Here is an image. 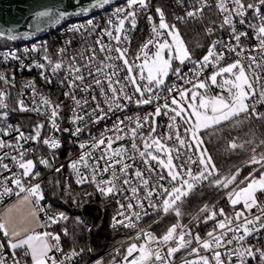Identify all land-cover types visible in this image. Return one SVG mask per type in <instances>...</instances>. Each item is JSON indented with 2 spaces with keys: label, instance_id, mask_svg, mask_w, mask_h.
Here are the masks:
<instances>
[{
  "label": "snow or ice",
  "instance_id": "6c2138e0",
  "mask_svg": "<svg viewBox=\"0 0 264 264\" xmlns=\"http://www.w3.org/2000/svg\"><path fill=\"white\" fill-rule=\"evenodd\" d=\"M109 2L110 0H92V3L87 6L80 7L78 13H88L92 8L103 7ZM199 5V7L187 11L186 16L196 17L202 15L204 9L208 7V0H199ZM148 8L149 0H126L125 7L115 9L113 13L115 19L109 17L107 20V23L112 25L114 30L105 28L103 35H107L118 44L129 41L128 33L136 29L138 16ZM216 8L222 16L219 27L230 30V37L235 43L213 41L207 53L199 60L194 59L193 53L185 44L176 24H170L165 18L163 9L157 7L155 11L159 17L158 24L154 21L152 15L147 16V19L152 22L153 36L141 45L135 57L136 60H142L141 63L137 64L135 61L129 60L127 47L105 45L101 37L97 40L100 45V52L108 53V55L99 61V64L94 67V71H88V76L92 77V84L86 83V77L81 72L80 67L75 66L74 63H69L67 66L68 75L72 79L69 80L68 75H66L64 80H67L70 90L80 88L82 91H87L95 85L99 89L100 96L104 98L103 104L107 105V110L102 107L95 94L91 96V100L96 101V105L91 112L85 115L92 118V123H99L107 119L110 113L114 114L116 111L127 108L128 103L150 105L154 101H159L161 90L169 94L164 98L165 102L163 104H156L153 113H147L142 117L137 115L135 119L125 117L124 120H121L117 117L111 129L106 128L100 134L99 139L93 137V142L89 145L90 148L98 149L101 145H106L101 150V155L95 158V163L89 165L88 160L92 158V152L86 151L82 153L78 160H74L70 164L76 175L75 183L77 185L95 184L102 197H109L118 192H123V185H130L128 190L133 194V198L141 211H132L131 215H125V212L133 209L134 205L129 202L125 206L117 201L120 209H124V211H118L116 216L113 217V227L136 228L138 226L136 222L149 215V212L145 209L144 201H148V208H151L157 214L160 212L165 215L175 213V216L179 218L183 215L181 208L184 200L193 194L197 187L202 186L204 182H208L209 186L224 190H228L230 186L237 184L241 169L237 168L235 172L229 175H221L213 162L212 156L208 154L207 148L203 147L204 141L201 133L203 130L210 128H222L225 124L235 127L252 118L264 120V112L258 111L256 107L257 104L264 105V0H254V2H248V0H216ZM250 10L252 18L257 20V23H253L252 20L248 19ZM69 15L71 13L58 9L54 14L53 9L50 8L35 13L37 18L47 17L57 23ZM183 19L184 17H177V20ZM126 22L130 27H125ZM237 22L239 25L247 23L248 28L253 30L256 39L259 41L258 49L261 53L259 61L256 56L248 55L244 59L249 60L250 63L245 65L240 58L245 51L241 38L247 37L248 33L247 31H238ZM86 23L95 29L96 25L93 20L90 19ZM82 27L84 25H72L68 31L77 32ZM213 31V28L207 29L209 34ZM18 35L27 37L31 33L16 34L9 29L7 39L16 40ZM0 36H5V32L0 31ZM67 43H71V41ZM221 44H223V48L217 51L218 45ZM150 46L155 48V51H151ZM38 50L36 46L31 49V51ZM24 51L28 52L29 49L26 48ZM59 51L63 53L65 49L62 48ZM113 51L117 53L114 57L111 55ZM226 52L235 53L237 59L221 66ZM2 55L4 61L9 59L20 61L22 68L33 66L25 65L16 51L5 52ZM44 59L48 61L53 76L65 67L63 61L53 63L48 56H45ZM91 59L90 57L89 60L91 61ZM106 60L122 61L123 67L116 63H105ZM176 62L180 66H176ZM189 62L193 65L189 69V73L194 79H185L189 73H185L182 66ZM34 66L39 69L46 68L45 64L39 62H36ZM209 68L212 71L202 79L205 69ZM257 68L262 71L257 73ZM105 69H111L112 71L106 72ZM122 71L126 72L123 77L120 76ZM170 75L176 76L185 84H191L192 87L190 89L180 87L175 83L172 86H167L166 80ZM41 76L47 83L52 82L51 78L45 76L43 71ZM0 80L7 81L4 73H0ZM64 80L61 81L62 84ZM105 81L107 82L106 86ZM81 85H83L82 88ZM129 85L133 89L131 94L127 90ZM212 86L220 91L213 94L211 91ZM29 87L33 89L34 93L40 95L36 92L34 82H30ZM173 92H176L177 95H172ZM64 95L72 98L76 108L88 104L87 99H77L72 91L65 92ZM3 96L4 93L0 92V108L7 107L3 102ZM169 99L170 103L168 102ZM40 104L45 105L46 110L47 108L51 109L49 119L52 127L56 131H61L56 123L60 104L53 103L50 98L43 95H40ZM20 105L21 111H40L39 106L28 109L24 107L22 101ZM76 108L73 109L74 124L85 120V116L75 114ZM0 115L6 117L8 113L3 112ZM161 115L169 118V132L166 135L157 133L158 125L155 118ZM178 117L184 125L182 132L180 131L181 125L177 123ZM125 121L128 123L125 124ZM133 124L134 126H132ZM145 124L148 127L147 134L144 131ZM121 125L125 127L122 128ZM43 127L44 125L38 124L35 135L27 137L23 132H20L17 137V154L11 156V160L22 170L19 177L13 173L11 183L15 184L21 192L27 193L23 197L25 202L31 203L32 198H34L37 207L40 201L44 199L42 185L41 183H33L29 187H24L23 178L29 177L35 180L41 176V173L35 171L37 162L26 158L29 150L23 149V146L19 145V141H39L41 137L40 130ZM125 128L128 131H125ZM63 131L68 132L70 130L63 129ZM83 131L82 127L77 126L72 134L79 135ZM105 132H112L113 135L105 136ZM121 132L130 136L132 140L131 151L138 153L142 163L146 165V171L149 173L146 178L144 170L135 168L133 174L138 184L132 183L129 173V170L134 167V163L125 162L126 158L134 161L135 157L126 156L129 149L123 145L113 147L116 141L124 138L120 135ZM137 137L142 142V149L136 142ZM173 140V146H169L167 142ZM247 143H251V141ZM43 144L50 149H58L61 146L60 140L53 136L44 138ZM244 146V144H238L235 139L229 142L231 150L242 149ZM260 146H264V140H261L257 147ZM4 147L13 146L11 144L6 145L3 140H0V148ZM80 148L84 149L85 144L81 143ZM182 149L186 151L182 153ZM251 152L252 154L246 163L252 165L253 170L243 180L239 181V184L244 186L231 187V190L226 192L227 199L234 209L233 213L230 215L223 208L216 210L214 206L209 207L207 204L200 209V212L205 214V223L209 220L215 221L212 230L206 233L207 238H202L198 233L193 235L188 225L181 224L179 220L169 226L166 232L159 237L150 231L140 229L136 240L143 239V243L133 242L129 244L126 254L123 256L124 264H172L169 258L181 249L188 248L193 241L196 242L198 247L191 248L189 254L195 253L197 258L185 260L184 264H249V259L257 261V264H264V247L246 243L249 238L264 231V203H261L258 198V194H264V151L257 153L256 148L253 147ZM8 155V153H4L3 156H0V168L8 169L9 165L2 163ZM193 155L196 157L195 159H193ZM53 159H55L54 155ZM101 160L104 161L103 167L100 165ZM152 162H155V165ZM38 163L49 168L53 166L50 160L44 158L39 159ZM81 165L85 169L90 168V173L85 174L82 172ZM116 165L120 166L119 174ZM193 166H196L195 169ZM62 167L63 165H61ZM61 168H56V171L59 172ZM109 171L111 172L110 178L104 179L103 173ZM257 172L259 175H256ZM152 174H155V183H152ZM98 177L100 178L98 179ZM121 179L122 184H118L117 181ZM57 184H59V181H57ZM158 189L159 191H157ZM141 191L145 193L143 198L138 195ZM11 192L12 189L6 186L3 192H0V196ZM154 193H156V197H154ZM64 194L72 197L73 202L78 205L85 203L86 198L92 195V193H84L83 197L77 200L72 195L70 185H65ZM238 205L242 207L237 209L236 206ZM254 208L260 209L259 214L252 212ZM31 215L35 217L36 212L33 211ZM118 216L123 217V219H117ZM218 217H222V219ZM66 219L65 213L58 212L48 216L46 224L42 227ZM77 219L79 220V218ZM193 219H197V217ZM0 233L6 238L4 242H0V250H12L11 264H28L27 257H30L31 264H71L72 258L79 256L84 251V249H80V252H77L73 249L70 253H63L60 248L59 234L47 231L36 232L29 228L21 229L10 218L0 220ZM65 234H67L66 230ZM173 244L174 246H172ZM164 246H167L166 252H163ZM54 249L62 252L64 257L62 260L58 261L55 255H49ZM18 250L23 253L21 258H17ZM202 250L210 253V255H202ZM8 256L7 251H0V264H9ZM95 264H103V262L98 260Z\"/></svg>",
  "mask_w": 264,
  "mask_h": 264
},
{
  "label": "built area",
  "instance_id": "2783aa9c",
  "mask_svg": "<svg viewBox=\"0 0 264 264\" xmlns=\"http://www.w3.org/2000/svg\"><path fill=\"white\" fill-rule=\"evenodd\" d=\"M248 2H254V0H248ZM126 6V0L122 3L116 4L114 6L108 7L107 9L103 10L102 12L95 14L91 17H87L81 20H76L72 23L63 24L60 26L58 31V34L53 35V38L48 39H36L33 41H30L28 43L24 44H18L14 45L13 47H3L1 44V38L0 37V73H4V75L7 77V81L0 80V92L4 93L3 96V102L7 105L6 108H0V113L7 112L8 115L6 117L0 115V140H3L5 144H11L13 147H4L0 148V156H3L4 153H8L9 155L2 161V163H6L9 165L8 169L0 168V192H3V189L7 186L12 189L11 193H8L6 195L0 196V209L14 200L15 198L27 194L26 192H21L20 189L15 185L11 183V179L13 178V173L16 174L17 177L20 176L21 171L18 166L11 160L12 155H16V147H17V137L19 136L20 132H23L25 137L30 135H35V129L38 124L44 125V127L40 130L41 131V137L39 141L35 140H20L19 145L23 146V149L29 150L28 155L26 158L33 159L35 162H37V167L35 171H39L41 173V176L38 179L32 180L29 177L23 178V184L24 187H29L33 183H41L43 184V181L40 180L42 176L44 175H52L54 173L60 174L63 167H66V176H64V179L67 182H70L76 187L81 188L83 191L78 193L79 195H74L77 200L83 197L84 193H92L91 196H94V194H101L97 191L95 184L92 183H86L83 185H77L75 183L76 175L73 172V170L70 167V164L74 160H78L79 157L82 155L83 152L91 151L92 152V158L88 160L89 165L95 163V158L99 157L101 155V150L106 145H101L98 149H92L89 147L91 143L93 142V137L99 139L100 134L104 132V130L111 129L113 127L114 122L117 120V117H119L121 120H124L125 117H135L137 115L143 116L147 113H153L156 107V104H163L165 102V97L169 94L166 91L161 90V99L159 101H154L150 105H137L135 103H128L127 108L122 109L120 111H116L114 114L110 113L108 118L105 120L100 121L99 123H92L91 119L88 116H86V113L91 112L92 108L95 107L96 101L91 100V96L95 94L98 98V101L101 102L102 107L107 110V105L103 104V97L100 96L99 89L96 88L95 85H93V88L82 91L80 88L72 89L70 90L68 87L67 80H64L65 76L68 75V64L74 63L75 66L81 68V72L86 77V83L92 84V77L88 76V71L93 70L96 65L99 64L100 60H103L108 53H101L100 52V45L97 43L98 39H103V43L105 45H110L112 47H127L128 48V58L130 61H135V63H141L142 60H136L135 57L137 53L139 52L141 45H143L148 39L152 38V22H150L147 19V16L150 14L146 13V10L141 12L138 16V23L137 27L134 30H131L128 35L130 37L129 41H125L123 43L118 44L115 40H112L107 35H103V30L105 28H108L110 30H114L112 25H109L107 23V20L109 17L113 16V13L116 8L118 7H125ZM176 6V13L174 14L173 22H193V21H204V18L206 16V13L209 9L213 8L215 10L216 16L219 21V25L222 21V16L220 12L216 8V0H208V7H206L202 13V15L196 16V17H187L186 12L193 10L196 7H199V0H182L180 2L175 3ZM153 16V15H152ZM154 17V16H153ZM177 17H184L183 20H177ZM93 20L94 24L96 25L95 29H93V26L87 25L88 20ZM248 19L252 20L253 23H257V20H254L252 18V12L251 10L248 13ZM154 21L158 24L159 19L154 17ZM72 25H84V27L80 28L77 32H70L68 29ZM213 28V27H207L205 29V35L207 38V43L204 52L202 55L198 58H194L196 60H199L203 55H205L208 51L209 46L212 44L213 41H222L223 43H235L234 40L230 37V30L228 29H221L220 27ZM125 27L128 28L130 25L128 22H126ZM208 28H213L214 31L209 34L207 32ZM237 28L238 31H247L248 36L241 38V43L245 48V51L241 55V59L245 65L249 64L250 61L247 59H244V57L248 55H253L257 57V60L259 61L261 59V53L258 49L259 41L256 39L254 32L252 29L248 28L247 23L244 25H239L237 22ZM43 38V37H42ZM68 41H71V43H67ZM33 46H36L39 50L38 51H31ZM29 49L28 52H25L24 49ZM65 49L63 53H61L60 49ZM151 51H155V48L151 47ZM223 48V44L218 45L217 51H220ZM239 50V49H238ZM16 51L17 54L20 56L21 60H23L25 65H33L31 68L28 67H21L20 61L9 59L8 61L3 60V53L5 52H12ZM111 55L114 57L117 55L114 51L111 53ZM45 56H48L53 63L57 61H63L64 62V68L59 71L55 76L51 73V67L48 65V61L44 59ZM92 58L91 61L89 58ZM75 58V60H73ZM235 59H237V56L235 53H225V59L221 62V66L226 65L227 63L233 62ZM36 62L43 63L46 65L45 69H39L34 66ZM105 63H116L123 67L122 61H112V60H106ZM183 71L185 73H189V69L193 67V65L189 62L186 65L182 66ZM255 68V65L253 66ZM44 72L45 76H48L51 78V83H47L45 79L41 76V72ZM106 72L112 71L111 69H105ZM212 71L211 68L205 69L204 76L201 78L203 79L205 76L209 75ZM262 70L257 68L256 72L260 73ZM126 74V72L122 71L120 72V76L123 77ZM68 79H72L70 75H68ZM115 79V78H114ZM185 79H194L191 74ZM219 79V78H218ZM64 80V83L62 84L61 81ZM34 82L36 87V92L40 95L46 96L51 99L53 103H59L60 109H59V115L56 118V123L59 125L61 131H56L52 127L51 120L49 119L50 116V108H47L43 104H40V95H37L33 92V89L29 87V83ZM79 83V82H77ZM106 86V81L104 82ZM176 84L180 87L185 88H191V84H185L184 81L178 79L174 75H170V77L166 80L167 86H172L173 84ZM83 85H81V88ZM128 92L131 94L133 89L132 86H128ZM72 91L77 99L88 100L87 105H82L80 108H76V105L72 98L70 96H65V92ZM155 91V90H154ZM211 91L213 94L216 92H219L220 90L217 89L215 86H212ZM172 95H177L176 92H173ZM178 98V96H177ZM35 100V103H34ZM23 102V105L25 108L32 109L34 107L39 106L40 111H21V105L20 102ZM170 103V99L168 101ZM127 103V102H124ZM258 111L264 112V105L257 104L256 105ZM76 108V113L81 116H85L84 122H77L76 124L73 123V116L74 112L73 109ZM16 115L17 117H24L29 116L32 119H35L37 122L36 124H32L31 128H22L20 127V121L16 120V122L13 123L11 120L12 117ZM128 122L125 121V124ZM177 123L181 125L180 131H183V122L180 120V118H177ZM156 124L158 125L157 133L161 135H166L169 132V118L168 116L161 115L157 118ZM80 126L84 129V131L79 135H73L72 132L75 130V127ZM134 126V124L132 125ZM122 128H124V125H121ZM63 129H69L70 131L65 132ZM125 131H128L127 128H125ZM145 134H147L148 127L147 124H145L144 128ZM113 135L112 132H105V136H111ZM120 135L124 136L122 140L116 141L113 144V147H120L121 145L125 146L127 149H129V152L126 154V156H134L135 160L133 159H125L126 163L133 164L134 167L129 170V173L132 178L133 184H138V181H136V178L134 176V170L135 168H140L141 170L145 171V177L147 178L149 176V173L146 171V165L142 163V159L139 157L138 153H133L131 151V144L132 140L130 139V136L124 135V132H121ZM49 136L56 137L60 140L61 146L58 149H50L48 146L43 144V139L48 138ZM202 136V134H201ZM137 144L142 149L143 145L139 137L136 139ZM84 143L85 148L81 149L80 144ZM169 146H173V141L167 142ZM186 151L185 149H182L181 152L183 153ZM261 151H264L261 150ZM260 151V152H261ZM175 154V153H174ZM191 155V153H189ZM53 155L55 156V159H53ZM110 155V153H108ZM44 158L48 159L52 162V167H45L44 165H41L38 163L39 159ZM196 157L193 155V159ZM153 165H155V162H152ZM61 165L63 167L61 168ZM101 167L104 166V161H100ZM248 165V164H246ZM81 171L85 174L90 173V168L85 169L83 165L80 166ZM116 170L119 174V165H116ZM196 166H193L195 169ZM56 168H61L59 172L56 171ZM237 168H240L241 171L243 170L244 166L236 167L233 171H225L220 172L221 175H229L236 171ZM159 170V169H157ZM252 172V171H251ZM249 174V173H248ZM246 174L245 176L241 175L238 177V181L236 185L230 186L228 190L224 189H218L214 186H209L208 182H204L202 186L197 187L195 192L189 197H187L184 200V203L182 205L181 211L183 215L181 217H176L175 213H169L164 214L160 212L157 214L154 212L151 208H148V201H144L145 209L149 212L148 216H144L143 219L136 222L137 227L136 228H126L123 226H117L113 227V217L116 216L118 211H124V209H120L119 204H124L125 206L130 202L134 205L133 209L128 210L125 212V215H131L132 211H141V209L137 206L136 200L133 198V194L131 191H129L130 185H123V192H118L117 194L109 197H103L107 198L114 206H115V214L112 217V219L109 222V227L113 230H125L128 234V238L126 240L127 248L130 243H143V239L136 240L137 233L140 231V229H144L145 231H150L153 234H155L157 237L163 235L167 228L171 226L170 225H164L161 226L162 223L167 218H175L176 221L179 220L181 224L188 225V228L191 230L192 234H199L202 238H207L206 233L214 227L215 221L209 220L207 223L204 222V215L200 212V209L204 207H198L195 209L197 213L193 215L190 219L184 220L183 217L187 216V213L185 212L183 206L186 205L191 199L202 197L205 194H201L203 191L205 192L209 188H215L216 193H219L220 196L218 199H216L213 202H207L206 204L209 207H215L216 210L223 208L226 213L232 214L234 209L232 205L229 203L226 192L231 190V187L236 186H243L239 184V181L243 180L244 177L248 176ZM256 174H259L258 172ZM152 179V183H155V179ZM111 176V172L103 173L104 179H109ZM100 177H98L99 179ZM123 179V177H122ZM122 179L120 181H117L118 184H122ZM159 191V189L157 190ZM138 195L143 198L145 193L141 191L138 193ZM90 196V197H91ZM211 196V195H210ZM102 197V196H101ZM127 197L128 199H126ZM154 197H156V193H154ZM258 198L261 203H264V194H258ZM158 200V198H157ZM33 205L35 207V211L37 214V217L40 222V232H51L54 234H59L60 231H64L65 227L58 226L59 222L56 224H47V226L42 227V225L46 224L47 217L52 216L58 212L51 209L50 204L46 202L45 194H44V200L43 202L39 203V206L37 207L35 205L34 198H32ZM237 209L242 207L241 205L236 206ZM43 209V210H40ZM260 209L254 208L252 212L254 214H259ZM194 217H197V219H193ZM222 219V217H218ZM117 219H123V217H117ZM134 219V217H133ZM231 235V234H230ZM60 236V235H59ZM6 238L3 237L2 233H0V242H4ZM247 244H253L259 247H264V231H262L259 235L253 236L249 238L246 242ZM174 246V244L172 245ZM155 247V245H154ZM198 247L195 241L191 245L188 246L186 249H181L179 252L175 253L172 257L169 259L171 260L172 264H180L181 262L185 260H194L196 259V254L191 252V248ZM60 248L62 249L63 253H70L72 250L63 251L62 248V241L60 238ZM127 250V249H126ZM0 251H7L9 254V264H11V249H5ZM77 252H80L79 250H76ZM167 251V246H164L163 252ZM60 251L53 250L52 253L49 255H55L56 259L62 260L63 254ZM126 252L124 253V255ZM202 255H210V253L201 251ZM123 255V256H124ZM23 256L22 251H17V258H21ZM81 256V253L77 257H73L71 264H77L78 260ZM123 256H121L119 259L110 262V264H124L123 262ZM29 263V257L26 258ZM235 259V258H234ZM249 264H257V261L249 259Z\"/></svg>",
  "mask_w": 264,
  "mask_h": 264
},
{
  "label": "trees",
  "instance_id": "16d2710c",
  "mask_svg": "<svg viewBox=\"0 0 264 264\" xmlns=\"http://www.w3.org/2000/svg\"><path fill=\"white\" fill-rule=\"evenodd\" d=\"M177 1L149 0L146 13L159 19L155 9L160 7L165 13L166 20L171 24L174 21ZM175 24L187 46L193 48L196 44L200 45L194 55V58H198L204 52L207 43L205 29L207 27L217 28L219 21L215 10L211 8L207 11L204 21L176 22ZM55 34H58V31ZM45 38L51 39L53 36L46 35L40 39ZM4 42L5 40L1 39V44ZM11 120L13 123L19 120L22 128H31V125L37 122L29 116L14 115ZM201 134L204 141L203 147L207 148L219 172L233 171L236 167L244 166L241 175L245 176L253 170L252 165H246V161L252 154L251 149L255 147L257 153L264 149V146L257 147L260 141L264 140V120L261 119L252 118L235 127L225 124L222 128H210L202 131ZM233 139L238 144H244V148L231 150L229 142ZM248 141L251 143H247ZM65 174L66 167H63L60 174L54 173L40 178L43 181L42 189L46 202L50 204L52 210L63 212L67 216L66 220H61L58 224L60 227H65L67 232L65 234V230L63 232L59 230L63 251L84 249L77 264H95L98 260H102L103 264H110L119 259L126 252L128 234L125 230H113L109 227V222L115 214V206L107 198L96 193L94 196L87 197L82 205L74 203L72 197L64 194L65 185L71 186L73 196L83 190L67 182L64 179ZM201 194L205 195L191 199L183 206L187 216L182 219H190L197 213L196 208L202 207L207 202H213L220 196L212 187ZM173 222H176L175 218H167L161 226L170 225Z\"/></svg>",
  "mask_w": 264,
  "mask_h": 264
},
{
  "label": "water",
  "instance_id": "95a60500",
  "mask_svg": "<svg viewBox=\"0 0 264 264\" xmlns=\"http://www.w3.org/2000/svg\"><path fill=\"white\" fill-rule=\"evenodd\" d=\"M125 0H110L109 4L103 7H94L88 13H78V9L92 3V0H0V31L5 32V36H0L4 40L28 43L40 39L60 28L63 24L72 23L91 17L102 12L108 7L122 3ZM46 8L67 11L71 15L60 20L58 23L47 17L37 18L35 13ZM11 29L16 34L24 32L31 33L25 37L18 35L16 40L7 39L8 30ZM155 118V122L157 121Z\"/></svg>",
  "mask_w": 264,
  "mask_h": 264
},
{
  "label": "crops",
  "instance_id": "0c3cea01",
  "mask_svg": "<svg viewBox=\"0 0 264 264\" xmlns=\"http://www.w3.org/2000/svg\"><path fill=\"white\" fill-rule=\"evenodd\" d=\"M26 195L27 194H23L4 205L0 209V220L10 218L18 228H29L36 232H40V222L37 214L35 217L31 215V213L35 211L33 202L30 203L23 200V197ZM28 264H31L30 257Z\"/></svg>",
  "mask_w": 264,
  "mask_h": 264
},
{
  "label": "rangeland",
  "instance_id": "374dc122",
  "mask_svg": "<svg viewBox=\"0 0 264 264\" xmlns=\"http://www.w3.org/2000/svg\"><path fill=\"white\" fill-rule=\"evenodd\" d=\"M56 33V31H54V32H52V33H50V34H48V36L50 37V36H53L54 34ZM182 37V36H181ZM183 38V37H182ZM19 43L18 42H12V41H8V40H5V42H4V44H2L3 46H7V47H13L14 45H18ZM199 44H196V45H194V47L192 48V47H189V46H187L188 47V49L193 53V57H194V55H195V52H196V50H197V48H199ZM176 66H180L179 64H178V62H176ZM204 131V130H203ZM256 175H259V174H256ZM244 186V185H243ZM242 187V186H241ZM44 200V199H43ZM43 200H41L40 202H43ZM177 222V221H176ZM175 222V223H176ZM167 225V224H166ZM169 225V224H168ZM180 264H184V261L183 262H181Z\"/></svg>",
  "mask_w": 264,
  "mask_h": 264
}]
</instances>
